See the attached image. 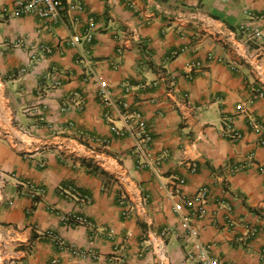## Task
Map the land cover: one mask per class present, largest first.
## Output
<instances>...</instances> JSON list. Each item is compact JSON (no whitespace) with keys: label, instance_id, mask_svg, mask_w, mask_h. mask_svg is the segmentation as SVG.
<instances>
[{"label":"crops","instance_id":"crops-1","mask_svg":"<svg viewBox=\"0 0 264 264\" xmlns=\"http://www.w3.org/2000/svg\"><path fill=\"white\" fill-rule=\"evenodd\" d=\"M16 1L0 0V264H198L176 203L202 209L213 258L264 264V133L251 125L264 124V53L242 32L264 37V0H64L56 21ZM141 123L139 167L127 125ZM123 191L146 195L147 213L123 218Z\"/></svg>","mask_w":264,"mask_h":264},{"label":"built area","instance_id":"built-area-1","mask_svg":"<svg viewBox=\"0 0 264 264\" xmlns=\"http://www.w3.org/2000/svg\"><path fill=\"white\" fill-rule=\"evenodd\" d=\"M64 8V0H17L14 11L16 13H28L34 12L41 18H44L47 21H56L60 19L62 10ZM245 34V41L248 46L254 45L256 48V57L264 53V37L260 33V30L250 28L249 26H245L242 30ZM88 40H91V37L88 36ZM81 39L78 36H73L69 43L71 45H78ZM42 51L50 52L51 48L47 45H42ZM120 51L123 50V46H120ZM251 59H255L254 56H250ZM250 59V60H251ZM253 96L255 98L264 97V85L260 84L254 87ZM127 103H122L118 105L119 112L125 113L124 108L126 109ZM255 130L258 132L264 133V124L255 122L251 124ZM225 131L232 137L233 139H239L242 137V133L236 129L233 124V121L228 118L224 122ZM120 132V130H117ZM127 132L134 134L137 140V155L139 156L137 165L139 167L145 165L148 162V156L145 152L147 144L151 138V136L146 132L144 128V124L141 123L138 127L134 125H127ZM34 128H26L24 129L25 135H33ZM91 141L100 143L102 146H106L109 143V140L106 138H98L92 137ZM264 145V136H262L261 141ZM150 163V162H148ZM40 167H44L46 165L45 160H41L38 162ZM238 169V168H237ZM260 171L264 174V165L260 166ZM0 178H4V171L0 168ZM182 183L183 178L179 180ZM20 190H26V192H30L33 195L41 194L44 192L42 187H37L30 180H23L18 182ZM209 189L207 187H203L199 193L193 197L184 200V203L187 206H194L196 203L203 204L205 200V195L208 193ZM177 194V193H176ZM12 203V202H11ZM223 203H225L223 201ZM118 204L122 208V216L125 219L131 218L133 216H137L140 214L147 213L148 210V197L146 195H142L140 200H135L130 198L126 191L120 193L118 197ZM228 205V204H227ZM177 212H181L180 224L188 239L192 241L193 250L191 256H194L198 264H225L221 262L218 258H213L212 246L209 243L202 241L200 238V229L196 223V217L202 216V209L195 208L191 214H184L182 212L183 205L180 203H176L174 206ZM62 221L67 223L68 225L75 226L79 224H88L91 225V222L82 215L79 214H65L61 217ZM166 232V230H165ZM258 232L257 227H253L249 231V236H252ZM48 235H54L53 231H48ZM248 236V237H249ZM77 253L79 251L75 250ZM264 253V248H263Z\"/></svg>","mask_w":264,"mask_h":264}]
</instances>
